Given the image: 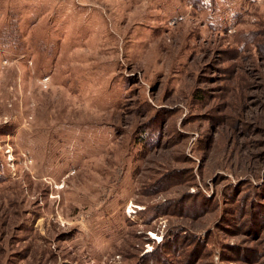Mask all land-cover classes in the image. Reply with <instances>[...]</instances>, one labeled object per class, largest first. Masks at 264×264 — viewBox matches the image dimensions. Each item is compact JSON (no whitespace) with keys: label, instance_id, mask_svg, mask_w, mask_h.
<instances>
[{"label":"rangeland","instance_id":"obj_1","mask_svg":"<svg viewBox=\"0 0 264 264\" xmlns=\"http://www.w3.org/2000/svg\"><path fill=\"white\" fill-rule=\"evenodd\" d=\"M0 264H264V0H0Z\"/></svg>","mask_w":264,"mask_h":264},{"label":"trees","instance_id":"obj_2","mask_svg":"<svg viewBox=\"0 0 264 264\" xmlns=\"http://www.w3.org/2000/svg\"><path fill=\"white\" fill-rule=\"evenodd\" d=\"M140 141H142V139H140Z\"/></svg>","mask_w":264,"mask_h":264}]
</instances>
